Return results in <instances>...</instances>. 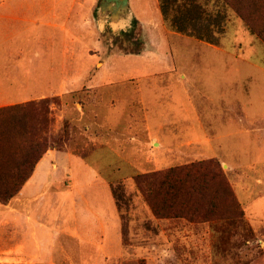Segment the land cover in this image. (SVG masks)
<instances>
[{"label":"crops","instance_id":"crops-1","mask_svg":"<svg viewBox=\"0 0 264 264\" xmlns=\"http://www.w3.org/2000/svg\"><path fill=\"white\" fill-rule=\"evenodd\" d=\"M120 1L129 6L132 20L139 22L142 29L141 18L152 16L148 28L159 34L160 39L155 36L154 49L148 44L141 53L121 56L118 62L130 68L91 73L93 60L85 57V50L95 43L93 22L99 2L0 0V108L45 98L63 102L72 100L82 90L98 91L101 95L98 108L109 116V122L118 117L113 126L126 129L127 138L111 140L103 132L100 140L87 138L84 145L75 143L71 148L47 151L21 192L9 204H0V264H75L77 259L73 257L83 254L92 256L94 264L97 257L96 262L101 257L123 256L124 223L131 221L133 214L124 210L126 203L117 196L115 185L122 179L130 180L136 189V175L170 168L192 154L203 159L218 158L231 170L243 169L217 156L215 142L224 135H231L232 144L239 136L253 142V162L247 168L259 170L258 175L264 177V55H256L259 51L264 53V43L253 35L255 40L248 56L234 57L233 65H241L242 71L241 76L238 72L236 75L250 82L246 94L250 104L241 105L234 99L224 105H212L210 98L201 93L204 102L196 103L190 90L197 78L190 67L191 59L187 64L186 58H178L168 40L170 36H190L169 30L161 0ZM104 2L111 3L103 17L108 30L116 34L126 32L129 25L119 23L118 13L116 16L117 0ZM195 40L223 52L216 42ZM33 47L38 48L34 57L45 55L50 64L48 74L37 75L36 79L30 70L24 74L20 67L25 61L32 63ZM112 57L109 56L108 63L104 60V67ZM58 64L59 69L55 66ZM14 71L22 75L15 78ZM40 79L46 81L45 87L33 89L30 81ZM178 85L184 89L183 100L176 92ZM12 96L23 98L15 102ZM226 129H230L229 134ZM177 134L184 138L174 144ZM252 193L249 189L244 200L240 199L243 205L247 206L244 201ZM138 204L140 208L139 205L134 208L137 212L134 223L140 224L141 220L159 223L146 204L141 201ZM35 207L38 217H34ZM52 209L54 215L49 216ZM170 229L168 237L175 244V236L183 231ZM137 233L139 238L145 235L139 227Z\"/></svg>","mask_w":264,"mask_h":264},{"label":"rangeland","instance_id":"rangeland-1","mask_svg":"<svg viewBox=\"0 0 264 264\" xmlns=\"http://www.w3.org/2000/svg\"><path fill=\"white\" fill-rule=\"evenodd\" d=\"M96 1L99 3L94 12L95 43L85 50V57L88 59L90 57L93 60L90 66L91 73L103 70L119 71L121 68H130V66H125L124 62H118L121 56L129 55V53H141L145 45L148 44L152 46V49L155 48L154 38L157 35L159 36V34L152 33L150 28H148L150 26L149 20L152 16L141 18L144 25V29H142L139 22L135 21V19L132 20L129 14V6L125 2L122 3L117 0V3L114 2V4L115 6L117 5L115 12L116 16L118 13V21H120L119 23L124 21V24L126 26L129 25V27L126 28V32L116 34L115 32H110L107 24L103 21V13L105 10L108 12L107 7H110L111 3H102V0ZM234 1L237 2L238 7L246 8L247 15L251 14L252 16L253 13L255 20L258 19V15L264 10V0H249L251 3L247 1L248 6L246 3V7L242 1ZM161 2L164 19L169 30L190 36V38L170 36L168 40L173 45V52L178 58H186L187 64L190 61L189 59H191L192 64L190 67L194 70V73H197V78L195 79V85L190 90L195 96L196 103H203L201 94H205L210 98L212 105H224L234 99H238V103L241 105L244 103L250 104L249 96L246 95L250 82L242 77L240 78L242 71L239 68L241 65H233L234 57H247L249 47L255 40L253 35L260 40V43H264L262 37L254 33L250 29L249 23L245 22L232 7H228L223 0H161ZM173 22L179 27L181 25L186 28L187 32L183 33V31L176 30L175 28L178 29V26H174ZM110 28L114 29V27ZM257 29L261 30L259 27ZM158 36L157 38H159ZM195 38H204L216 42L223 49V52L209 49L205 45H201ZM239 49H242L243 53H238ZM37 50L38 48L35 47L30 49L32 63L25 61L20 65L24 74L30 70L33 77L35 76L34 79H36L37 75H40L39 77H42L41 75L46 76L50 68L45 55V59L43 57H34V53L38 52ZM108 55L113 56V61L111 59L110 63L104 67V60H107L108 63ZM256 55H262L263 57L264 53L259 51ZM122 59L124 61V57ZM38 61L39 63L37 64ZM55 66L58 69L60 68V64ZM179 66L183 68V65L179 64ZM236 72L240 76H237ZM12 73H14L15 78L22 75V72L17 73L14 71ZM30 82L34 89L35 87H45L46 81L40 79L39 81L33 80ZM39 82L41 83L37 85ZM164 82V88H167V81L164 80ZM175 88L176 92L178 91L180 94V99L183 100V87L178 85ZM33 89L32 92L37 91ZM98 97H101L98 91L89 92L88 90H82L72 100L64 99L63 102L57 100L48 103L46 108L50 111L48 118L51 123L47 131V138L52 139L62 135L65 124H67L68 140L64 149L66 147L71 148L75 143L84 145L83 140L87 138L92 140L99 138L100 140L103 137V132L110 135L111 140L124 138L126 129L113 126L114 122L118 121V117H114V121L111 120L112 122H109V116L103 115L101 108H98ZM12 98L15 102H19L23 97L12 96ZM32 101L40 102L41 100ZM61 110L65 111L62 113ZM62 115L64 116L63 118H61ZM95 123H100L103 126H97ZM138 130L134 129L133 131L136 132ZM229 132L230 129H226L225 133L229 134ZM183 138L182 134H177L174 144L183 140ZM124 139L127 138L125 137ZM231 142V135H224L221 140L215 142V147H217V156L221 160L230 165L238 164L243 168L231 170L217 158L221 163L220 171L230 183L235 198L240 205V211L243 210L245 213L243 217L202 224L190 223L184 219H158L159 223L157 221L150 223L146 220H141L140 224H136L134 223V213H137L134 209L135 205H139L138 208H140L138 201L143 202L144 205L145 202L140 193L137 192V188L134 189L132 182L122 179L115 185V192L117 196L122 198L121 201L126 203L124 204V210L128 209L129 213L133 214L131 221L127 220L124 223L123 232L126 235L124 254L120 257H101L99 262H96L98 257L97 259L95 257L94 264H264V177L258 175L259 170L247 168L253 162L251 159L253 156L251 152L253 142L248 141L245 136L236 137L233 144ZM247 148L250 149L249 152H247ZM203 160L206 159L192 154L188 159L175 163L172 167ZM259 181H263V183ZM249 189L254 194L252 193L253 195L251 196L253 197L250 196L248 200L244 201L247 203L246 206L243 205L240 199L244 200V194L249 193ZM137 193L140 195L139 197ZM35 209L34 217H38L39 211L37 207ZM53 215L52 209L49 216ZM249 215H251L252 222H250ZM138 227L145 233L143 235L144 239L139 238L141 237L140 235L137 236ZM170 228H178L183 231L175 236V238L177 237L175 244L172 243L173 240L170 243V238L168 237L171 232ZM5 244V241H3L4 247ZM140 248L143 249L142 252H140ZM75 259H77L75 264H92L93 261V257L89 254H83V256L75 255L73 260Z\"/></svg>","mask_w":264,"mask_h":264},{"label":"trees","instance_id":"trees-1","mask_svg":"<svg viewBox=\"0 0 264 264\" xmlns=\"http://www.w3.org/2000/svg\"><path fill=\"white\" fill-rule=\"evenodd\" d=\"M223 1L264 41V10L255 20L253 13L247 15L246 8L238 7L236 1ZM240 1L246 7L249 0ZM175 29L187 32L181 25ZM57 100L45 98L0 108V204H9L21 192L47 151L64 149L67 124L59 137L46 136L51 123L46 105ZM220 169L219 160L209 158L138 174L134 183L152 215L159 220L184 219L202 224L243 217L245 213L240 211L232 187Z\"/></svg>","mask_w":264,"mask_h":264},{"label":"flooded vegetation","instance_id":"flooded-vegetation-1","mask_svg":"<svg viewBox=\"0 0 264 264\" xmlns=\"http://www.w3.org/2000/svg\"><path fill=\"white\" fill-rule=\"evenodd\" d=\"M101 7V6H100ZM104 14H105V12L103 13V17H104Z\"/></svg>","mask_w":264,"mask_h":264}]
</instances>
